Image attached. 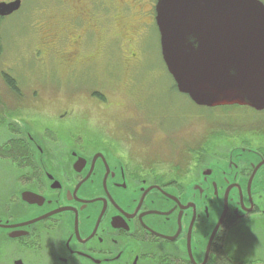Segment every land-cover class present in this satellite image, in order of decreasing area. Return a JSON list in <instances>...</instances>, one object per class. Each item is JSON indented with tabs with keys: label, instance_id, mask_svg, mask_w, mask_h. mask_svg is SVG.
Instances as JSON below:
<instances>
[{
	"label": "flooded vegetation",
	"instance_id": "1",
	"mask_svg": "<svg viewBox=\"0 0 264 264\" xmlns=\"http://www.w3.org/2000/svg\"><path fill=\"white\" fill-rule=\"evenodd\" d=\"M20 1L19 10L10 16L21 11ZM55 1L49 8L57 12L56 20L54 13L36 20L35 48L46 64L62 65L63 61L70 68L84 53L94 58L95 49L100 45L102 49L107 34L114 33L119 14L131 8L119 0ZM96 1L105 7H96ZM113 38L120 42L118 34ZM88 39L91 51L86 48ZM14 87L15 92L9 89L19 93ZM9 120L13 121L7 130L14 137L5 144L8 153H0V160L12 167L3 174L7 181H0V245L27 247L50 233L53 264L150 260L153 264H224L226 258L221 262L217 250L223 247L226 228L246 223L254 215L264 221V166L254 173V156L237 153L252 151L264 160L258 150L240 146L231 147L221 158L198 155L192 171L171 177L164 170L154 172L153 167L145 169L127 161L104 145L90 152L72 146L60 154L46 145L48 149L40 154L25 140L19 121ZM180 164H175V171H180ZM224 198L227 212L203 261L209 235L224 210ZM249 204L251 212H246ZM244 212L242 220L233 218ZM24 256L19 253L10 263L24 264Z\"/></svg>",
	"mask_w": 264,
	"mask_h": 264
},
{
	"label": "rangeland",
	"instance_id": "2",
	"mask_svg": "<svg viewBox=\"0 0 264 264\" xmlns=\"http://www.w3.org/2000/svg\"><path fill=\"white\" fill-rule=\"evenodd\" d=\"M22 1L19 13L0 20L1 154L8 153L5 144L14 137L7 130L13 121L9 119L23 123L44 150L60 154L72 146L88 152L98 145L109 146L127 161L153 167L154 172L164 170L171 177L192 171L198 155L221 158L231 147L240 146L264 153V111L198 107L173 88L159 49L153 17L156 0H119L131 7L129 12L119 14L114 33L107 34L105 46L95 49L94 58L84 53L72 68L63 61L46 64L35 48L36 20L54 13L55 21L57 12L49 7L56 1ZM101 4L96 1V7H105ZM114 34L120 42L113 40ZM86 48H93L90 39ZM3 74L19 93L9 89ZM177 163H181L178 172ZM11 168L0 160V181H7L3 174ZM52 240L48 233L38 243V238L29 242L28 248L3 243L0 264H11L10 259L22 252L24 264H53ZM222 242L227 260L264 264L261 216L226 228Z\"/></svg>",
	"mask_w": 264,
	"mask_h": 264
},
{
	"label": "water",
	"instance_id": "3",
	"mask_svg": "<svg viewBox=\"0 0 264 264\" xmlns=\"http://www.w3.org/2000/svg\"><path fill=\"white\" fill-rule=\"evenodd\" d=\"M19 7V0L0 3V17L11 15ZM155 24L162 61L179 94L198 107L264 110V5L259 0H157ZM189 37L198 47H192ZM19 126L26 141L42 154L35 135L23 123ZM237 151L254 156V173L264 166L258 154ZM223 204L204 248L203 261L226 215L225 198ZM249 207L246 212H251L252 204ZM244 215L233 218L242 220Z\"/></svg>",
	"mask_w": 264,
	"mask_h": 264
},
{
	"label": "trees",
	"instance_id": "4",
	"mask_svg": "<svg viewBox=\"0 0 264 264\" xmlns=\"http://www.w3.org/2000/svg\"><path fill=\"white\" fill-rule=\"evenodd\" d=\"M5 83H6V85L9 87V88H11L13 91H16V88L14 87V81L10 78V77H8V76H6L5 75ZM173 88L175 89V87L173 86ZM95 96H98L100 99H103L101 96H99V95H97V94H94ZM229 224H232L231 223V221H229ZM223 248V247H222ZM222 248H221V246L220 247H218V250H217V254H218V257H219V260L221 261V262H224L221 258H224V252H223V250H222ZM236 261H231V260H226L225 259V262H224V264H256V263H245V262H238V263H235Z\"/></svg>",
	"mask_w": 264,
	"mask_h": 264
},
{
	"label": "clouds",
	"instance_id": "5",
	"mask_svg": "<svg viewBox=\"0 0 264 264\" xmlns=\"http://www.w3.org/2000/svg\"><path fill=\"white\" fill-rule=\"evenodd\" d=\"M189 43L192 44L193 48L198 47V44L195 42L194 38H192V37H189Z\"/></svg>",
	"mask_w": 264,
	"mask_h": 264
}]
</instances>
